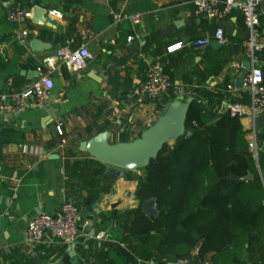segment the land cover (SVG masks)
I'll return each instance as SVG.
<instances>
[{"label": "crops", "instance_id": "obj_1", "mask_svg": "<svg viewBox=\"0 0 264 264\" xmlns=\"http://www.w3.org/2000/svg\"><path fill=\"white\" fill-rule=\"evenodd\" d=\"M35 6L45 10L42 23L32 16L24 22L8 17L17 7L32 12ZM193 10L194 0H0V93L30 85L43 58L63 45L84 46L93 56L79 72L65 66L53 70V89L41 105L18 115L0 113V264H98L101 249H108L116 264H124L109 245L128 243L122 240L119 222L125 211L139 205L134 192L144 171L100 162L102 172L93 175L88 162L94 158L78 146L101 132L108 133L110 144L131 142L175 99L169 92L156 99L140 92L155 60L165 63L171 91L191 98L206 123L228 113L225 109L235 101L248 103L243 87H235L248 61L240 14L233 11L222 20H208ZM121 11L140 14L141 22H113L112 14ZM216 27L224 31L225 46L214 40L202 48L192 45L195 39L212 37ZM259 37L264 42V27H259ZM34 39L44 44L42 50L32 51ZM177 43L179 49L166 51ZM238 119L247 143L254 132L259 152L264 151V111ZM59 123L62 136L55 131ZM257 161L264 188V171ZM66 201L79 209L74 245L49 238L36 246L27 244L28 220L39 213L54 215ZM257 241L245 264H264V228ZM196 254L197 248L184 264L210 263L211 254L202 261Z\"/></svg>", "mask_w": 264, "mask_h": 264}, {"label": "trees", "instance_id": "obj_2", "mask_svg": "<svg viewBox=\"0 0 264 264\" xmlns=\"http://www.w3.org/2000/svg\"><path fill=\"white\" fill-rule=\"evenodd\" d=\"M259 20L264 27V14ZM169 97H176L171 89ZM185 128L190 135L163 146L142 168L144 176L137 177L139 205L125 211L119 222L128 243L109 245L124 264L185 262L195 248L197 261L211 254L209 264H245L243 251L252 256L256 250L258 231L264 228V188L238 117L226 113L206 123L192 101ZM257 162L264 171V151ZM88 168L93 175L103 170L95 159ZM249 173L252 179H239ZM229 175L236 179H226ZM149 198L155 200L153 217L141 211ZM96 261L116 264L108 249L99 250Z\"/></svg>", "mask_w": 264, "mask_h": 264}, {"label": "built area", "instance_id": "obj_3", "mask_svg": "<svg viewBox=\"0 0 264 264\" xmlns=\"http://www.w3.org/2000/svg\"><path fill=\"white\" fill-rule=\"evenodd\" d=\"M261 0H194V14L204 16L208 20H222L231 12L240 14L246 29L244 41V54L250 63V68L245 74L243 90L248 96V103L239 101L231 103L225 111L232 116L256 117L264 111V42L259 37L261 13ZM50 15L60 17L59 13L49 12ZM32 16L31 10L17 7L8 17L16 22H24ZM113 22H130L139 24L140 14H129L124 11L112 14ZM24 32L20 34L23 36ZM128 37L127 40H130ZM216 41L220 46L227 44L224 31L216 27L212 37H202L192 41L195 47H206L211 41ZM181 47L180 43L167 47L166 51L172 53ZM93 59L92 54L84 47L73 48L63 45L46 55L42 65L37 68V79L20 91L0 93V113L18 115L27 107L41 105L50 91L53 89L51 72L58 66H65L71 72H79L87 67ZM236 68H240L237 65ZM172 87V81L165 69V63L157 59L148 68L144 80L140 84V92L150 98L156 99L168 94ZM57 135L62 136V124L55 126ZM63 142V140H62ZM248 150L255 161L258 160L259 148L257 135L252 132L248 143ZM262 180V179H261ZM79 209L72 201L64 202L54 215L39 213L26 223L24 229L25 242L31 246L42 244L49 238L66 244H72L78 237Z\"/></svg>", "mask_w": 264, "mask_h": 264}, {"label": "water", "instance_id": "obj_4", "mask_svg": "<svg viewBox=\"0 0 264 264\" xmlns=\"http://www.w3.org/2000/svg\"><path fill=\"white\" fill-rule=\"evenodd\" d=\"M261 12L264 14V0L260 2ZM45 10L40 6H35L32 10V18L36 22H43L42 15ZM216 42V41H215ZM217 43V42H216ZM44 44L37 39L30 42L32 51L42 50ZM218 46H220L217 43ZM47 48V46H44ZM250 68L249 61H244L242 70L235 79V87L242 88L246 72ZM36 76V73H35ZM191 98L184 99L183 96H176L173 101L167 102L162 108L160 115L152 120L149 126L140 134V136L128 143L110 144L108 142V133L101 132L90 140H83L79 143L78 150L89 154L95 160L113 165L126 170H137L146 167L151 159H155L161 148L175 141L182 135H190L186 132L185 124L187 120V112ZM112 173L119 174L110 170ZM249 173L240 180L252 179ZM226 179H236L235 175H229ZM141 211L148 217L156 216L155 200L149 198L141 205ZM73 242L71 245H74ZM247 251H243L241 261L246 262ZM153 262H151L152 264ZM166 264H184L182 261L167 262Z\"/></svg>", "mask_w": 264, "mask_h": 264}, {"label": "rangeland", "instance_id": "obj_5", "mask_svg": "<svg viewBox=\"0 0 264 264\" xmlns=\"http://www.w3.org/2000/svg\"><path fill=\"white\" fill-rule=\"evenodd\" d=\"M174 141H170L169 143L165 144L164 146H169L170 144H172ZM140 170H143V169H139Z\"/></svg>", "mask_w": 264, "mask_h": 264}]
</instances>
